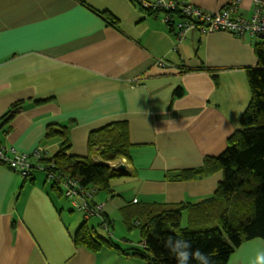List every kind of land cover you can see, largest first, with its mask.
<instances>
[{
    "label": "crops",
    "instance_id": "crops-1",
    "mask_svg": "<svg viewBox=\"0 0 264 264\" xmlns=\"http://www.w3.org/2000/svg\"><path fill=\"white\" fill-rule=\"evenodd\" d=\"M187 1L217 12L234 0ZM254 1L239 0L237 14L250 18ZM166 17L147 15L136 0H0V120L22 102L13 120L0 124L9 158L40 149L52 157L62 139L47 133L57 125L69 128L71 155L84 158L92 132L128 125L131 160L114 165L129 175L112 181L114 197L86 189L88 203L103 205L91 217L98 225L107 219L112 228L113 214L131 202L198 203L213 195L221 173L182 182L167 176L221 155L250 100L246 71L258 64L256 38L198 27L182 39L186 15L176 12L172 23ZM30 163L28 177L0 165V264H104L115 252L74 244L91 220L76 207L81 199L67 198L69 209L62 185L54 186L37 159ZM258 250L264 241L247 242L229 264H249Z\"/></svg>",
    "mask_w": 264,
    "mask_h": 264
},
{
    "label": "trees",
    "instance_id": "trees-1",
    "mask_svg": "<svg viewBox=\"0 0 264 264\" xmlns=\"http://www.w3.org/2000/svg\"><path fill=\"white\" fill-rule=\"evenodd\" d=\"M141 9L149 16L167 13L142 6ZM252 16L253 11L250 18L244 19ZM102 17L109 25L118 26L109 14L104 13ZM253 38L257 41L258 64L246 71L250 100L241 117L240 128L228 139L227 148L221 155L205 158L201 167L173 171L167 176L168 181L182 182L221 173L222 180L216 192L198 203L131 202L121 209L127 229L131 230L134 225L140 229L145 250L137 251L135 256L145 259L147 264H177L175 257L164 247L169 236L188 240L192 250L198 248L209 254L212 264H229L243 244L264 241V40L258 36ZM21 110L22 102L16 103L1 118L0 124L3 122L6 126ZM68 132L67 126L49 128L47 137L62 139V145L52 157L38 160L47 177L53 174L60 179H75L85 189L96 188L114 197L112 181L129 175L115 166L120 160H131L127 123L115 122L92 132L88 141L89 154L84 158L71 155ZM95 156L99 162L94 161ZM54 186L59 184L54 182ZM184 215L186 228H182ZM105 225L110 228L112 222L105 219L102 227ZM74 244L94 253L109 249L119 255L127 254L113 240L100 237L87 222L77 230ZM189 264L198 262L190 259Z\"/></svg>",
    "mask_w": 264,
    "mask_h": 264
},
{
    "label": "built area",
    "instance_id": "built-area-1",
    "mask_svg": "<svg viewBox=\"0 0 264 264\" xmlns=\"http://www.w3.org/2000/svg\"><path fill=\"white\" fill-rule=\"evenodd\" d=\"M145 9L165 10L167 11V21H171L172 15L180 11L186 15L187 21L179 24L182 30L180 37L183 39L184 34L192 29L202 26V30L208 33L219 31H227L235 36L242 37L248 34L250 37L264 35V1L255 0L253 8V16L251 19H244L236 16L239 1H233L225 9L214 13L205 11L191 4L187 0H136ZM43 157V151L37 150L33 155L16 154L9 158L6 150L0 146V163L7 166L14 172L28 177L33 172V166L30 163L31 158L40 160ZM44 170L43 167H39ZM48 178L53 182L61 184L63 187V194L66 198L75 201L81 199V202L76 203V207L85 213L87 218L95 215H101L103 212V205H92L88 203L87 197H90L89 192L80 186L75 179L67 178L60 179L59 177L49 174Z\"/></svg>",
    "mask_w": 264,
    "mask_h": 264
},
{
    "label": "rangeland",
    "instance_id": "rangeland-1",
    "mask_svg": "<svg viewBox=\"0 0 264 264\" xmlns=\"http://www.w3.org/2000/svg\"><path fill=\"white\" fill-rule=\"evenodd\" d=\"M235 1H239V0H235ZM229 4H227L226 6H228ZM225 7L222 9H225ZM221 10L217 12H220ZM217 12H214V13H217ZM62 198L64 199L63 201H65L67 205L69 206V209H72L71 204L68 201V199L65 198L64 196H62ZM71 215H77L80 217L79 211H76V212L74 211L73 213H71ZM111 219L113 220L114 226L110 228L109 231L107 230V228L102 227V224H101L102 222H100L99 225L96 224L97 220H99L98 217L91 218V220L88 221L87 223L90 226V228H92L93 225L95 226V230L100 237L113 240V242H115L122 250L127 251V254L125 255L124 254L119 255L117 253H112V257L110 259H106L104 264H147V261L145 259L135 256L137 251L143 252L145 250V247L143 244L144 239L141 236V232L138 226H135V225L131 226L130 227L131 230H128L121 214L120 215L113 214ZM82 221H84V217H82L81 222ZM132 223L134 224L135 221H133ZM186 224H187L186 215H184L182 228H186L187 227ZM125 240H127V242H125ZM104 252H106L105 254H109L108 251H104Z\"/></svg>",
    "mask_w": 264,
    "mask_h": 264
},
{
    "label": "clouds",
    "instance_id": "clouds-1",
    "mask_svg": "<svg viewBox=\"0 0 264 264\" xmlns=\"http://www.w3.org/2000/svg\"><path fill=\"white\" fill-rule=\"evenodd\" d=\"M164 247L175 257L177 264H189L190 259L196 260L198 264H212L209 254L198 248L192 250V244L186 239L169 236L164 241ZM249 264H264V250H258Z\"/></svg>",
    "mask_w": 264,
    "mask_h": 264
},
{
    "label": "water",
    "instance_id": "water-1",
    "mask_svg": "<svg viewBox=\"0 0 264 264\" xmlns=\"http://www.w3.org/2000/svg\"><path fill=\"white\" fill-rule=\"evenodd\" d=\"M258 38L263 40L264 39V35H259ZM120 169L121 170H125V166L124 165L120 166Z\"/></svg>",
    "mask_w": 264,
    "mask_h": 264
}]
</instances>
